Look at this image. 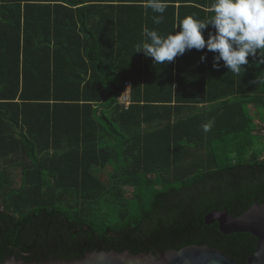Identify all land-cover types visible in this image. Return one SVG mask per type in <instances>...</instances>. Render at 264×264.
<instances>
[{
  "label": "trees",
  "instance_id": "1",
  "mask_svg": "<svg viewBox=\"0 0 264 264\" xmlns=\"http://www.w3.org/2000/svg\"><path fill=\"white\" fill-rule=\"evenodd\" d=\"M213 2L167 0L155 25L145 0H0V264L191 245L247 264L256 238L205 217L264 204V58L233 74L207 49L135 53Z\"/></svg>",
  "mask_w": 264,
  "mask_h": 264
},
{
  "label": "clouds",
  "instance_id": "2",
  "mask_svg": "<svg viewBox=\"0 0 264 264\" xmlns=\"http://www.w3.org/2000/svg\"><path fill=\"white\" fill-rule=\"evenodd\" d=\"M146 8L151 9L152 22L160 25L164 22L167 0H145ZM212 15L199 18L195 14L183 18L179 31L166 36L157 30L143 29V40L136 44L135 53L152 58L154 64H171L178 56H183L193 49L215 53L213 68L223 67L233 74H239L244 65L249 64V57L264 58V0H214L211 4ZM212 26L214 32H204ZM205 62L207 54L201 56ZM264 64V59L260 60ZM214 125L210 120L202 124L205 133ZM27 255V254H25Z\"/></svg>",
  "mask_w": 264,
  "mask_h": 264
},
{
  "label": "water",
  "instance_id": "3",
  "mask_svg": "<svg viewBox=\"0 0 264 264\" xmlns=\"http://www.w3.org/2000/svg\"><path fill=\"white\" fill-rule=\"evenodd\" d=\"M207 225L218 223L224 235L249 233L257 240L255 252L249 256L247 264H264V204L257 199L243 215L233 217L227 210H214L205 217ZM1 264H39L25 263L15 256H7ZM41 264H238L226 253L208 246L191 245L180 250H167L158 255L152 253L132 254L128 251L87 252L82 258L72 262L47 260Z\"/></svg>",
  "mask_w": 264,
  "mask_h": 264
},
{
  "label": "built area",
  "instance_id": "4",
  "mask_svg": "<svg viewBox=\"0 0 264 264\" xmlns=\"http://www.w3.org/2000/svg\"><path fill=\"white\" fill-rule=\"evenodd\" d=\"M132 84L127 82L123 89V92L119 98L121 104L125 106L126 109L132 104ZM258 134L264 139V125L260 127Z\"/></svg>",
  "mask_w": 264,
  "mask_h": 264
},
{
  "label": "rangeland",
  "instance_id": "5",
  "mask_svg": "<svg viewBox=\"0 0 264 264\" xmlns=\"http://www.w3.org/2000/svg\"><path fill=\"white\" fill-rule=\"evenodd\" d=\"M251 109H252V111H254V110H255L253 106H251Z\"/></svg>",
  "mask_w": 264,
  "mask_h": 264
}]
</instances>
